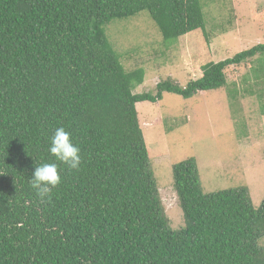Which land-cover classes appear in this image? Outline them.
<instances>
[{
    "label": "trees",
    "instance_id": "16d2710c",
    "mask_svg": "<svg viewBox=\"0 0 264 264\" xmlns=\"http://www.w3.org/2000/svg\"><path fill=\"white\" fill-rule=\"evenodd\" d=\"M202 3L0 0V264H264V197L255 206L245 185L204 194L194 159L172 170L184 227L171 229L135 108L219 90L229 67L253 61L264 116V45L203 65L185 87L166 80L136 95L144 70L125 71L108 39L146 11L172 47L204 32ZM60 127L79 170L49 151ZM44 163L61 183L41 202L29 179Z\"/></svg>",
    "mask_w": 264,
    "mask_h": 264
},
{
    "label": "rangeland",
    "instance_id": "374dc122",
    "mask_svg": "<svg viewBox=\"0 0 264 264\" xmlns=\"http://www.w3.org/2000/svg\"><path fill=\"white\" fill-rule=\"evenodd\" d=\"M202 2L204 32H191L172 47L166 48L146 11L109 28L108 39L125 71L144 70L143 84L134 94H155L156 85L166 80L185 87L201 77L203 65L264 45V0ZM253 64L229 67L219 90L190 99L164 93L156 104L135 105L164 213L174 231L184 227V220L172 170L187 160L194 159L204 194L245 185L255 206L264 197V116L251 78Z\"/></svg>",
    "mask_w": 264,
    "mask_h": 264
},
{
    "label": "clouds",
    "instance_id": "9594fccd",
    "mask_svg": "<svg viewBox=\"0 0 264 264\" xmlns=\"http://www.w3.org/2000/svg\"><path fill=\"white\" fill-rule=\"evenodd\" d=\"M49 151L58 161L66 164L69 169L79 170L82 162L80 148L73 143L71 134L63 127L55 130L51 138ZM29 183L41 202L49 198L52 189L61 183V176L57 164L44 163L35 166Z\"/></svg>",
    "mask_w": 264,
    "mask_h": 264
}]
</instances>
